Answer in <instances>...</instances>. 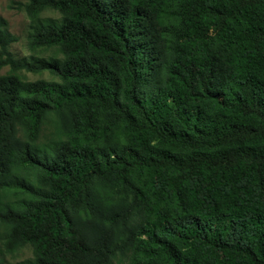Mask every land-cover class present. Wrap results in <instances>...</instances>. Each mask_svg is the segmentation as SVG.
<instances>
[{
	"label": "trees",
	"instance_id": "obj_1",
	"mask_svg": "<svg viewBox=\"0 0 264 264\" xmlns=\"http://www.w3.org/2000/svg\"><path fill=\"white\" fill-rule=\"evenodd\" d=\"M16 7L0 256H31L7 264H264V0Z\"/></svg>",
	"mask_w": 264,
	"mask_h": 264
},
{
	"label": "rangeland",
	"instance_id": "obj_2",
	"mask_svg": "<svg viewBox=\"0 0 264 264\" xmlns=\"http://www.w3.org/2000/svg\"><path fill=\"white\" fill-rule=\"evenodd\" d=\"M18 1L24 0H0V16L7 21L9 30L18 37V40L10 45V50L17 57L32 53L26 43L28 18L22 10H19L16 7V2ZM6 70V67L0 68V74H3ZM25 75L26 78L30 80L38 77L37 75H33L30 73H26ZM30 256V249L28 247H24L15 251L14 253H3L0 257L3 260V264H7L21 261Z\"/></svg>",
	"mask_w": 264,
	"mask_h": 264
}]
</instances>
